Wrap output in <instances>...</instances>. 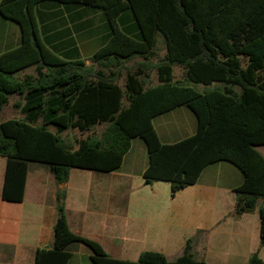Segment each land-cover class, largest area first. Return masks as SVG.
I'll return each mask as SVG.
<instances>
[{"label": "trees", "instance_id": "obj_1", "mask_svg": "<svg viewBox=\"0 0 264 264\" xmlns=\"http://www.w3.org/2000/svg\"><path fill=\"white\" fill-rule=\"evenodd\" d=\"M46 1L104 13L110 34L90 65L42 43L34 10ZM127 11L136 35L119 27ZM0 15L21 30V44L0 54V110L17 96L13 107L22 116L0 122L4 201L23 200L29 164L44 166L56 184L67 182L72 169L108 174L139 138L148 156L144 184L168 183L171 196L196 184L209 165L236 167L242 182L233 190L234 214L250 213L263 200L264 247V156L256 149L264 146V0H0ZM178 107L194 114L195 133L163 144L152 120ZM64 201L65 192L57 191L52 245L35 251L34 264H68L74 244L91 251L92 264H206L195 259L190 240L172 261L154 251L136 261L113 259L69 230ZM246 264L263 262L255 252Z\"/></svg>", "mask_w": 264, "mask_h": 264}, {"label": "crops", "instance_id": "obj_2", "mask_svg": "<svg viewBox=\"0 0 264 264\" xmlns=\"http://www.w3.org/2000/svg\"><path fill=\"white\" fill-rule=\"evenodd\" d=\"M34 15L42 43L67 60L90 65L89 58L110 34L104 13L92 7L46 1L35 7ZM130 23V34L136 35ZM20 44L19 25L0 15V54ZM152 125L161 143L172 144L195 133L196 119L188 108L178 107L153 118ZM147 163L139 138L131 141L121 166L108 174L72 169L67 182L56 184L44 166L32 163L23 200L9 202L1 196L6 160L0 157V264H34L35 251L51 247L57 191L65 192L69 230L98 243L113 259L136 261L142 252L154 251L172 261L190 240L193 256L206 264H246L255 252L264 264L258 215L263 200L250 213L234 214L233 190L242 182L236 167L209 165L196 184L171 196L168 183L144 184ZM70 251L68 264H92L86 246L74 244Z\"/></svg>", "mask_w": 264, "mask_h": 264}, {"label": "rangeland", "instance_id": "obj_3", "mask_svg": "<svg viewBox=\"0 0 264 264\" xmlns=\"http://www.w3.org/2000/svg\"><path fill=\"white\" fill-rule=\"evenodd\" d=\"M121 18L122 19L118 20L119 27L122 30L129 32V29L131 26L130 21L132 22V24H134V22L132 21V18H131V14L127 11ZM162 50H163L162 48H160V50H158L156 57L162 56V53H161ZM28 72H30V70ZM151 75H152V78H151L150 83L152 84L155 82V78L153 76V73H151ZM174 75H175V78L179 79L181 77V69L178 67H175L174 68ZM189 86L194 87L199 91H202L204 89V87H202V86H195L193 84H189ZM17 100H18L17 96H11L9 98L8 104L0 110V122L5 121V120H9V119H21L22 116L20 115L19 111L13 107V104ZM100 130H101V127H97L95 129V131H97V132H99ZM69 134L72 136H75V137L79 136L78 132H76V131H71ZM256 149L258 152H260L264 156V146H259ZM124 196L125 195H123V201L125 202L126 196L125 197Z\"/></svg>", "mask_w": 264, "mask_h": 264}]
</instances>
